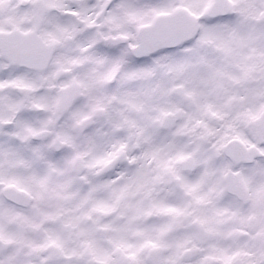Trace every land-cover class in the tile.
Masks as SVG:
<instances>
[{
  "label": "snow or ice",
  "instance_id": "6c2138e0",
  "mask_svg": "<svg viewBox=\"0 0 264 264\" xmlns=\"http://www.w3.org/2000/svg\"><path fill=\"white\" fill-rule=\"evenodd\" d=\"M0 264H264V0H0Z\"/></svg>",
  "mask_w": 264,
  "mask_h": 264
}]
</instances>
